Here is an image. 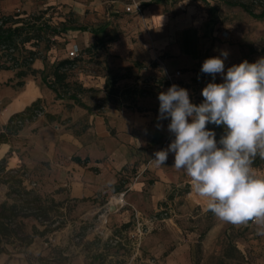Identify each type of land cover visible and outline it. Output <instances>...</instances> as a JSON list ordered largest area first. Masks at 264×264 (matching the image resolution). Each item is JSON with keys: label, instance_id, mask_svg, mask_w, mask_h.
<instances>
[{"label": "rangeland", "instance_id": "1", "mask_svg": "<svg viewBox=\"0 0 264 264\" xmlns=\"http://www.w3.org/2000/svg\"><path fill=\"white\" fill-rule=\"evenodd\" d=\"M189 1L197 5L199 17L214 20L213 35L204 48L206 59L227 52L226 72L227 68L244 60L254 63L264 57V18H254L233 4L242 1L260 13L264 10V0ZM15 13H20L22 23L34 25L30 35L35 39L24 44L20 42L8 54L17 59L16 66L27 68L32 51L35 57L45 58L47 84L55 90L57 98L68 101V106L77 109L76 116L79 117L69 121L55 118L54 123L62 125L66 121L68 128L75 135H82L85 142L99 140L91 129L92 115L104 118L110 117L111 113L142 116L150 110L158 117V94L166 92L172 84L188 89L191 102L198 105L204 99L201 90L212 82L210 75L201 73V64L191 69L193 73L187 74L188 70L181 69L182 75L175 77L177 69H168L161 60L140 64L131 60L127 66L119 56L111 53L109 46H100L70 59L66 82L57 83L52 72L59 60L68 58L69 53L67 38L62 34L67 22L56 12L47 15L41 11ZM223 31L229 32V36L222 37ZM47 50L51 52L50 57ZM6 60L0 51V64ZM121 76L127 78L121 79ZM215 82H223L219 74ZM74 94L78 101L71 98ZM162 123L167 126L170 118ZM109 130L115 133L113 129ZM171 139H174L173 135ZM0 162L1 170L4 163ZM251 169L256 177H264V158L257 154L252 159ZM6 174L7 170L0 171V199H6L9 186L4 183ZM21 174L16 176L27 179L23 185L42 196L44 208L50 210L47 224L51 231L45 236L34 237L27 247L19 241L10 244L9 253L0 255V264H264V222L250 220L234 225L220 220L208 209L207 198L194 191L186 173L168 189L163 209L157 213L165 220L153 224L142 234L137 228L122 227L120 221L115 223L114 216L118 211L105 213L110 200L116 202L112 197L119 199L118 193H113L108 200H101V205L93 210L81 208L88 200L70 199L65 203L66 208L61 209L56 208L49 197H43L40 174L32 176L26 171ZM8 201L13 199L8 198ZM19 220L23 222L24 234H32L34 225L41 230L45 228L35 217ZM116 237L120 239L117 244L114 243Z\"/></svg>", "mask_w": 264, "mask_h": 264}, {"label": "crops", "instance_id": "2", "mask_svg": "<svg viewBox=\"0 0 264 264\" xmlns=\"http://www.w3.org/2000/svg\"><path fill=\"white\" fill-rule=\"evenodd\" d=\"M133 1L140 2V9L127 12ZM34 11L62 15L67 22L62 34L69 51L76 44L80 53L109 46L127 66L131 60L139 64L161 60L170 70L193 73L191 69L206 59L204 48L213 35V22L199 17L197 5L189 0H0V12L5 15ZM46 53L51 56L49 50ZM65 59L69 55L59 62ZM28 67L0 69V133L7 134V140L0 143V161L6 170L16 175L25 171L40 174L43 197L62 203L61 209L70 199L88 200L81 208L93 210L101 200L125 191L128 205L114 216L122 227L130 223L129 228H137V220L146 221L160 213L168 189L185 176L172 167V153L162 166L153 162L154 153L167 148L172 140L167 126L150 110L142 116L92 115L91 129L99 140L85 142L66 121L54 123L55 118L69 121L79 117L77 109L57 98L47 84L45 58L36 56ZM36 102L47 115L28 122L15 134L7 133L11 118ZM6 190V199L1 198L0 203L8 200L9 186Z\"/></svg>", "mask_w": 264, "mask_h": 264}, {"label": "clouds", "instance_id": "3", "mask_svg": "<svg viewBox=\"0 0 264 264\" xmlns=\"http://www.w3.org/2000/svg\"><path fill=\"white\" fill-rule=\"evenodd\" d=\"M227 56L221 52L203 61L200 71L212 82L201 90L200 104L176 84L158 94L157 119L170 118L167 130L174 139L154 153L153 162L162 166L174 154L172 167L186 173L220 220L234 225L264 222V177L251 169L257 154L264 158V57L254 63L244 60L225 72ZM217 74L222 83L215 82ZM208 124L224 127L218 141Z\"/></svg>", "mask_w": 264, "mask_h": 264}, {"label": "trees", "instance_id": "4", "mask_svg": "<svg viewBox=\"0 0 264 264\" xmlns=\"http://www.w3.org/2000/svg\"><path fill=\"white\" fill-rule=\"evenodd\" d=\"M233 4L242 7L254 18H264V10L260 13H256L249 4L242 1L233 2ZM20 16V13L5 15L0 12V51L2 52V55L7 58L6 62L0 64V69H10L16 66L15 64L17 59L8 54L10 49L17 48L20 42L24 44L35 39V36L30 35L32 29H35L34 25L22 23V18H20ZM210 21L214 22L212 19ZM11 22H13V24H11ZM34 59L35 53L32 51L31 56H29V65L34 61ZM10 61H12V64H9ZM69 63H71V60L65 59L60 61L54 67L52 73L57 83L66 82L67 74L64 69ZM32 72L35 73V70ZM109 82L110 81L106 84L107 87H109ZM71 98L78 101L75 94L71 95ZM40 108L41 106L38 102H36L24 112L14 115L7 127V133L15 134L21 130L25 124L33 121L36 117V111ZM18 121H20V123H18ZM206 127L209 129L213 128L216 133L217 141L225 133L223 126L218 127L213 124H208ZM6 140L7 134L4 132L0 133V143ZM75 159L80 160L78 157ZM0 171H5L4 165ZM4 183L9 185L7 195L8 198L13 199V201L9 202L8 200H5L0 203V255L9 253L8 246L13 244L15 241H19L22 246L27 247L33 243L34 237L45 236L51 231L50 225L47 224L50 210L44 208L42 204L44 201L42 196L36 194L34 189H28L24 186L23 177L16 176V174H13L12 171H7ZM115 189L119 190L120 187L116 186ZM53 203L56 208L63 207L62 203H56L54 201ZM29 217L37 218L40 223L45 226V228L41 230L37 225H34L32 234H24L23 222L19 219ZM130 226V223L123 225L126 229Z\"/></svg>", "mask_w": 264, "mask_h": 264}, {"label": "built area", "instance_id": "5", "mask_svg": "<svg viewBox=\"0 0 264 264\" xmlns=\"http://www.w3.org/2000/svg\"><path fill=\"white\" fill-rule=\"evenodd\" d=\"M136 9H140V2L133 1L132 4H130L126 7L127 12H131V11H134ZM221 35H222V37H228L229 32L223 31V33ZM68 55H69V59H71V60H74V59L79 57L80 49H79L77 44L72 46ZM64 70L67 71L68 66ZM180 75H182L181 70H177L174 74L175 77H178ZM169 77L171 78L172 76H169ZM44 114H45V111L42 108H40L39 110L36 111L35 119H38L39 117L44 116ZM18 123H20V121H18ZM5 170H6V168H5ZM125 194H126L125 191L118 193L117 195H118L119 199H117V197H112V200L115 199L116 202H112L110 200L108 207L105 210V213H108L109 211H114V210L119 211L122 207L127 205V203L124 200ZM164 214H166V212ZM101 216H104V214H102ZM136 217L138 218V214H136ZM160 220H165V217L162 216L160 218V216L154 215V216L148 218L146 221L139 219L137 222V231L140 234H142L144 231H148L149 229H151V226L153 224L159 222ZM119 241H120V239L118 237H116V239L114 240V243L117 244Z\"/></svg>", "mask_w": 264, "mask_h": 264}]
</instances>
